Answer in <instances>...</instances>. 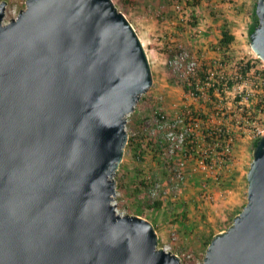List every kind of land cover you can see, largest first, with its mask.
Masks as SVG:
<instances>
[{
  "label": "water",
  "instance_id": "1",
  "mask_svg": "<svg viewBox=\"0 0 264 264\" xmlns=\"http://www.w3.org/2000/svg\"><path fill=\"white\" fill-rule=\"evenodd\" d=\"M0 0V264H184L154 224L120 214L128 116L153 84L144 44L113 0ZM250 45L264 61V0ZM247 202L202 264H264V134Z\"/></svg>",
  "mask_w": 264,
  "mask_h": 264
},
{
  "label": "rangeland",
  "instance_id": "2",
  "mask_svg": "<svg viewBox=\"0 0 264 264\" xmlns=\"http://www.w3.org/2000/svg\"><path fill=\"white\" fill-rule=\"evenodd\" d=\"M6 1L4 20L8 22L25 8L26 0ZM189 1L113 0L139 34L153 73L152 86L127 118L130 139L115 175L114 201L119 213L143 216L163 228L165 236L159 239L160 246H168L183 263L198 264L203 262L210 239L226 230L247 202V172L255 139L253 124L264 118L258 113L260 103H264V81L259 88L249 85L254 92L242 102L243 112L238 104L240 99L231 93L217 100L214 95L210 98L189 95L185 77L170 62L180 50L186 49L199 58L200 76L208 72L214 77L233 76L237 63L254 60L264 77V67L250 45L249 29L257 0ZM176 2L181 3L182 11L176 10ZM223 31L234 35L228 48L220 43ZM261 98L263 102L259 101ZM219 108L227 112L217 113ZM188 112L197 114L191 123L196 146L185 145L187 151L195 153L191 156L180 149L169 151L165 132L157 126V120L163 116L168 121L183 118L184 122L179 124L182 128L183 123L187 124ZM218 126L229 127L235 134L234 158L223 168L221 182L209 179L212 197L207 199L202 190L206 173L197 160L199 152L206 148L200 136L204 129ZM181 160L186 161L185 179L175 187L172 169ZM143 180H148V184ZM155 181L161 183L162 190L152 197L149 186Z\"/></svg>",
  "mask_w": 264,
  "mask_h": 264
},
{
  "label": "built area",
  "instance_id": "3",
  "mask_svg": "<svg viewBox=\"0 0 264 264\" xmlns=\"http://www.w3.org/2000/svg\"><path fill=\"white\" fill-rule=\"evenodd\" d=\"M175 8L177 11H182L183 7L180 2L175 3ZM5 21V20H4ZM252 63H255L254 60H251ZM263 67H264V61ZM179 75L185 77L186 86L188 94L191 96H195L197 98H201L207 95L210 97L211 94H207V89L214 90V96L217 98L221 97L225 93L234 94L235 97H238V104H240V109L244 112V107L242 106V102L249 99L253 94L254 90L249 89V85L255 86V88H259L260 85H263L264 77L259 72L258 64H254L247 74H241L238 72V68L240 63H237L234 66L235 74L233 76H224V74H219L214 77L212 72H208L210 76H206L205 78L200 76L199 66L200 61L198 57L192 55L186 49L180 50L174 56V59L170 62ZM256 71L258 74L256 75ZM252 75V76H250ZM218 98V99H219ZM263 102V98L259 100ZM227 110H223V108H219L217 113L225 114ZM258 113L260 115H264V107L260 105L258 109ZM185 122L183 123V127L180 128L179 124L184 122L183 118L179 120H171L159 118L157 120V126L161 128L165 132V137L169 144V151L174 152L175 150L185 151L186 156L194 155L193 151L185 149L186 144H192V142L196 143L194 132L192 131V124L194 120L190 115V112L185 116ZM245 120V119H244ZM241 127V126H240ZM253 131L255 132V138L262 136L264 134V118L262 122L254 121ZM217 131L216 137L212 138L210 141L208 138L209 134H206L203 130L201 140L203 141V145L206 148L202 149L199 152L197 160L200 168L206 173L205 181L202 184L203 197L210 199L212 196L209 191V179H214L217 182H221L223 180L222 170L223 168L229 166L233 162V148L235 145V134L229 127H220L215 128ZM185 160H181L176 166L173 167L174 174L176 176V186L180 185L185 179ZM161 183L158 181L150 182L149 191L152 197H156L161 192ZM116 205V202L113 201ZM119 213L118 209L116 208ZM124 215L123 213H120ZM166 250H170L168 246L164 247ZM177 254V253H176ZM190 257V256H189ZM187 264V263H184ZM198 264H202L201 262Z\"/></svg>",
  "mask_w": 264,
  "mask_h": 264
},
{
  "label": "trees",
  "instance_id": "4",
  "mask_svg": "<svg viewBox=\"0 0 264 264\" xmlns=\"http://www.w3.org/2000/svg\"><path fill=\"white\" fill-rule=\"evenodd\" d=\"M190 1L189 0H187V3H189ZM258 25V16H257V14H256V4H255V7H254V11H253V23L251 24V27H250V29H249V33H250V35H251V33L254 31V29L256 28V26ZM234 41V35H232V34H229L228 32H226V31H223V33H222V38L220 39V43H221V45H223V47H225V48H228V46L229 45H231L232 44V42ZM240 63V66H239V68H238V72H240L241 74H247V72H249L250 71V69L252 68V66L254 65V63H252V61L250 60H248V61H246V62H243V61H240L239 62ZM260 72V71H259ZM256 75L258 74V72L256 71V73H255ZM206 76H210L208 73H204V74H202V77H206ZM210 94L211 95H214V90L213 89H210ZM260 105L263 107L264 106V103H260ZM197 114L196 113H192L191 114V116H192V118H194L195 119V116H196ZM204 132L206 133V134H209V136H208V138L207 139H209L210 141H212V138H214V137H216V135H217V131H215V129H214V127H208V128H206V129H204ZM212 138H211V137ZM260 137L261 136H259V137H257V138H255L254 139V141H253V144H252V150H253V148H254V146L256 145V143H257V141L260 139ZM130 139V138H129ZM191 147H194V146H196V143H194V142H192V144H189ZM144 181V180H143ZM143 183V182H142ZM144 183H146V184H148V180L147 181H144ZM212 239V238H211ZM211 239H210V241H211ZM210 243V242H209ZM208 243V244H209Z\"/></svg>",
  "mask_w": 264,
  "mask_h": 264
},
{
  "label": "crops",
  "instance_id": "5",
  "mask_svg": "<svg viewBox=\"0 0 264 264\" xmlns=\"http://www.w3.org/2000/svg\"><path fill=\"white\" fill-rule=\"evenodd\" d=\"M151 222L154 224V226L158 232L159 239L163 240V237L165 236V232H164L163 228H159V226L157 224H155V222H153V221H151Z\"/></svg>",
  "mask_w": 264,
  "mask_h": 264
}]
</instances>
